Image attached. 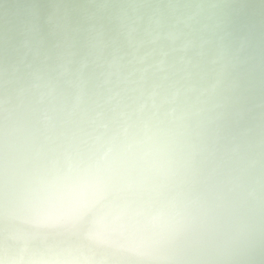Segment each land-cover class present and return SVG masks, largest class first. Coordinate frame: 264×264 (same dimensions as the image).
Masks as SVG:
<instances>
[{
    "label": "clouds",
    "instance_id": "clouds-1",
    "mask_svg": "<svg viewBox=\"0 0 264 264\" xmlns=\"http://www.w3.org/2000/svg\"><path fill=\"white\" fill-rule=\"evenodd\" d=\"M0 264H264V0H0Z\"/></svg>",
    "mask_w": 264,
    "mask_h": 264
},
{
    "label": "bare ground",
    "instance_id": "bare-ground-1",
    "mask_svg": "<svg viewBox=\"0 0 264 264\" xmlns=\"http://www.w3.org/2000/svg\"><path fill=\"white\" fill-rule=\"evenodd\" d=\"M10 2H12V0H10Z\"/></svg>",
    "mask_w": 264,
    "mask_h": 264
}]
</instances>
